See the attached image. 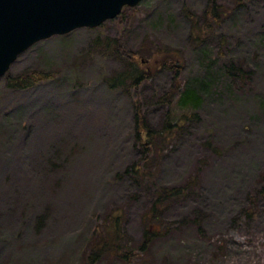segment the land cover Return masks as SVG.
I'll use <instances>...</instances> for the list:
<instances>
[{
	"label": "rangeland",
	"instance_id": "1",
	"mask_svg": "<svg viewBox=\"0 0 264 264\" xmlns=\"http://www.w3.org/2000/svg\"><path fill=\"white\" fill-rule=\"evenodd\" d=\"M216 2L223 15L207 26V0H143L97 28L36 43L0 78V264H123L88 260L115 214L132 264H264V0ZM119 48L152 68L137 87H109ZM172 53L180 92L197 88L201 104L175 99L176 117L197 119L161 138L145 162L135 136L142 123L163 127L158 98L172 73L153 65ZM231 65L242 75L232 79ZM31 71L49 77L7 85ZM131 167L140 174L125 173ZM191 179L140 251L156 191Z\"/></svg>",
	"mask_w": 264,
	"mask_h": 264
},
{
	"label": "trees",
	"instance_id": "2",
	"mask_svg": "<svg viewBox=\"0 0 264 264\" xmlns=\"http://www.w3.org/2000/svg\"><path fill=\"white\" fill-rule=\"evenodd\" d=\"M129 8H124L123 11ZM223 15V9L217 4L216 0H207V7L204 12V22L207 25L211 22H220V18ZM208 26V25H207ZM120 49V48H119ZM121 50V49H120ZM123 57L122 68L120 71L115 73L111 79L108 80L109 87L111 89L125 88V87H137L142 82L148 79L149 74L152 72V68H142L139 63L133 61L131 54L126 53L121 50ZM168 55V54H167ZM172 56L169 58H164L155 61L153 66L158 68H166L172 73V82L170 89L162 96L158 98V101L167 106L165 113V118L163 122V127L160 131H154L149 129L143 123L141 124V131H139L135 138L136 143L140 147L144 161L150 160V154L153 150H157V142L161 138L169 139L172 137L174 132L181 129L184 121L197 119L196 114H181L180 116H175L173 113V104L175 99L179 96V103L183 106L191 107L196 110L201 104V95L198 89H185L180 92V74L182 72V66L180 59L177 58V54H169ZM146 63L147 61H143ZM142 62V63H143ZM227 71L231 75L232 79L238 75H242V69L240 67H235L231 65L227 68ZM49 75L43 71H31L20 76H15L8 79L7 85L11 88H30L36 83L48 78ZM137 121L140 119L138 113L136 115ZM140 170L136 167H131L125 170L128 174H140ZM196 179H191L183 188H161L156 191L155 196L151 202V205L143 218V233L142 241L140 243L139 250L142 252L147 251L149 246L157 239L161 232L159 227L161 225V216L167 205L177 198L184 197L189 191L190 187H193ZM121 220L122 218L118 215H111L108 217L107 225H104V232L101 235L94 236L93 245L89 252V262L94 263L98 261L104 254L108 256H114L119 258L123 264H132V252L129 248L122 244L121 238ZM200 230V229H199ZM100 237V238H99Z\"/></svg>",
	"mask_w": 264,
	"mask_h": 264
},
{
	"label": "water",
	"instance_id": "3",
	"mask_svg": "<svg viewBox=\"0 0 264 264\" xmlns=\"http://www.w3.org/2000/svg\"><path fill=\"white\" fill-rule=\"evenodd\" d=\"M143 0H0V78L36 43L117 18Z\"/></svg>",
	"mask_w": 264,
	"mask_h": 264
}]
</instances>
